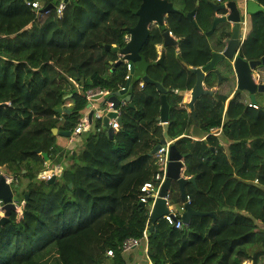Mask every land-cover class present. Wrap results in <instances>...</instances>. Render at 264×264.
I'll return each mask as SVG.
<instances>
[{
    "label": "trees",
    "instance_id": "trees-1",
    "mask_svg": "<svg viewBox=\"0 0 264 264\" xmlns=\"http://www.w3.org/2000/svg\"><path fill=\"white\" fill-rule=\"evenodd\" d=\"M59 1L41 0L55 7ZM169 1L178 11L167 17L166 29L180 38L179 46H168L164 65L158 64L156 45L163 43V31L155 26L140 56L146 74L168 89L169 134L176 137L186 130L191 113L179 107L182 98L170 96L172 90L193 87L188 66H205L213 57L205 32L217 0ZM257 1L264 6V0ZM141 3L70 0L59 18L55 7L40 14L24 0H0V104H5L0 106V167L23 183L20 199L29 195L21 217L13 211L11 221L0 224V264H126L122 243L142 238L151 226L153 264H264V105L233 100L223 118L220 101L196 102L191 122L204 134L223 125V139L231 144L226 153L212 135L204 142L176 141L186 154V175L196 180L186 185L191 206L215 213V218L193 216L183 229L164 219L153 225L150 208L140 204L141 186L158 170L152 150L163 132L161 94L153 84L141 87L142 74H134L133 106L121 107L123 123L114 138L101 117L75 150L68 148L70 137L53 133V128L74 131L89 111L88 90L111 94L126 85L128 62L116 65L119 53L106 46L126 45L127 28L136 25L134 11ZM195 9L202 32L187 17ZM252 25L240 55L258 60L264 56V11L252 15ZM48 162L49 167L62 164L63 171L42 180L38 174ZM172 197L171 189V202ZM110 249L114 257L108 256Z\"/></svg>",
    "mask_w": 264,
    "mask_h": 264
},
{
    "label": "water",
    "instance_id": "water-1",
    "mask_svg": "<svg viewBox=\"0 0 264 264\" xmlns=\"http://www.w3.org/2000/svg\"><path fill=\"white\" fill-rule=\"evenodd\" d=\"M69 1L70 0H65V2ZM246 5L247 12L249 14H255L257 12L264 11L263 6L259 5L254 0H248ZM212 6L216 12H228L229 10V13H225V15L223 16L216 15L213 19L212 28L206 34L209 35L213 33L220 23L228 21L233 23V31L231 37L226 40V47L223 49V51H215L213 53L212 60L207 65L203 67L188 66V69L197 76L196 83L191 91V100L189 101L190 110L193 113L195 119L197 116L195 110L196 101L200 98V96L212 93V91L207 90L204 87V79L208 75V73H211V71L214 70L215 65L218 61L223 60V66L225 68H231V70L237 77L239 91H247L250 94V100L253 104H257L256 93L264 92V83H259L256 79L259 77V75L258 77L256 76L257 69L260 66L264 65V56L258 60H247L239 54L240 44L242 45L239 33L242 25L243 15L237 5V2L229 1L222 4L212 3ZM54 7L55 6L53 3L48 4L40 10V14L49 12ZM196 9L189 12L187 14V17L196 26V28L200 32H202L195 19ZM177 11V8H175L174 4L169 0H142L140 7L134 11V13L138 16L136 25L127 28V31L129 33V40L127 41L126 45L123 48H119L117 46L111 47L110 45L106 46L107 49H112L113 51L118 52L121 56V58L116 62V65L123 61H129L131 65L129 77L123 89L111 93L109 96H103L102 94L94 96L93 100L98 102V106H96V108H94L95 106H93L92 102H88L87 104V109H90V123L93 122V118L96 116L97 111H99V116L103 118V124L107 128L110 138H114L115 134L113 126L110 125V120L116 118L117 122L122 125L123 118L118 113V109H120L124 104H128L131 107L133 106L131 94L133 90L132 80L136 71L137 59L140 60V51L142 50L143 46L150 36V26L152 24H158L163 31V48L160 52V57L157 60V63L163 66L166 47L177 46L179 42V40L171 34L170 30L166 29L167 17L171 13ZM214 71L219 77L218 84H220L224 77L221 76L219 70L215 69ZM142 80L147 84H153L157 86L159 92L161 93V113L158 121L163 122V138L161 139V142H159L154 147L152 153H155L162 144H170L166 178L160 188L159 197L155 200L151 211V220L154 225L160 219H162L163 215L170 212L166 197L172 188L173 182H177L180 188L181 198L182 200H185L186 185L188 183L195 184L196 180L193 176L186 177L183 174L186 154H183L176 145V141L183 136H181L180 138H174L169 134L170 104L167 96L168 89L161 82L153 80L148 74L144 75L142 77ZM108 104H110V108L107 110L106 105ZM4 105L5 104H0V106ZM56 111L60 113H62L63 111L69 112L68 109L64 110L63 108H57ZM53 133H59L66 137L71 136L70 130H59L58 128H53ZM36 152L41 153L45 157L46 161L49 160V155L45 152H41L40 148H37ZM70 187H72V184H70ZM13 196V187L7 182L6 176L0 170V199L3 200V209L5 211L4 215L0 218V224L2 225H4L6 222L11 221V215L13 211H15L16 207L13 202ZM28 199L29 195L26 194V202L28 201ZM140 204L142 207H146L144 203ZM193 216H213L215 218V213L195 210L190 203H185V211L182 213L181 217L186 226H190ZM153 229L154 226H151L149 227L148 231L152 232Z\"/></svg>",
    "mask_w": 264,
    "mask_h": 264
},
{
    "label": "built area",
    "instance_id": "built-area-1",
    "mask_svg": "<svg viewBox=\"0 0 264 264\" xmlns=\"http://www.w3.org/2000/svg\"><path fill=\"white\" fill-rule=\"evenodd\" d=\"M24 1L36 10H41L43 7H45L44 4L41 2V0H24ZM221 2H222L221 0H217L216 3H221ZM67 4L68 2H65V0H61L56 5L55 9H56L57 16L59 18L63 17ZM126 40L127 41L129 40V34L126 36ZM126 62H128L127 66L130 72V69H131L130 62L129 61H126ZM128 77L129 75L127 76V79ZM124 87L125 86H122L121 89H123ZM141 87H144V82H141ZM98 94H102L103 96H108L110 95V92L108 90H102L100 88L90 89L86 93V97L89 102L93 103L94 96ZM8 104L10 105L11 103L8 102ZM249 106L258 108L257 104L250 103ZM118 113L121 115V108L118 109ZM162 124L163 122L160 121L159 125H162ZM91 125L92 123H90L89 121V115L86 113L83 119L75 127L74 131H71L69 147H68L70 150H75L74 148L71 147V143H73L74 141H77L78 138L80 141L77 147H79V144L81 142V134L90 130ZM110 125L113 126L115 132H117L121 127V125L117 122L116 118L110 120ZM221 131H222V127H217V128H214L211 133L219 134ZM169 146H170L169 143H164L155 153H153L154 157L156 158L155 163L157 165L158 170L154 174L151 180L144 182V184L141 186L140 201L141 203H144L146 206H148L150 208V211H152L155 200L159 197L160 188L166 178L167 165L169 161ZM62 171H63L62 164H56L53 167H49V163H48L46 165V168L38 174V177L42 180H50L54 177L60 176L62 174ZM5 176H6L7 182L13 187V191H14L13 202L16 207L15 212L17 213L18 217H21L24 212V206L26 204V200L25 198L19 199V200L15 198V189L20 187L21 182H19V179L11 177L9 175H5ZM170 193H171V190L169 191L166 197L169 208H170V212L163 215L162 219H164L170 226L176 229H183L185 224L181 216H182V213L185 211V203H190L191 197L186 195V198L180 207V211H177L170 205V202H171ZM3 205H4L3 200L0 199V216L1 217L4 215V212H5L3 209ZM147 242H148V234L147 232H145L142 238H134V237L127 238L122 243L121 250L122 252H128L136 247L146 244ZM107 254L110 257H114L115 255L112 249L108 250Z\"/></svg>",
    "mask_w": 264,
    "mask_h": 264
},
{
    "label": "crops",
    "instance_id": "crops-1",
    "mask_svg": "<svg viewBox=\"0 0 264 264\" xmlns=\"http://www.w3.org/2000/svg\"><path fill=\"white\" fill-rule=\"evenodd\" d=\"M215 1V0H214ZM229 1H236L237 2V5H238V7L240 8V10H241V12H242V15H243V17H242V25H241V28H240V33H239V37H240V39H241V42H244L245 40H246V38L248 37V35L251 33V31H252V28H253V25H252V15L253 14H249L248 12H247V1L248 0H228V1H226L225 3H227V2H229ZM254 1H256L259 5H261V6H263L261 3H259L257 0H254ZM263 8H264V6H263ZM229 13V10H228V12L226 13V14H228ZM216 15H221V16H223V15H225V13H221V11H219V12H216L215 11V16ZM211 28H212V26H211ZM210 28V29H211ZM210 31V30H209ZM232 31H233V23L232 22H230V21H228V22H224V23H220L217 27H216V29L214 30V32L213 33H211V34H209V35H207L206 33L208 32H205V34H206V36H207V38H208V41H209V43H210V45H211V47H212V50H213V52H215V51H223V49L226 47V40L229 38V37H231V34H232ZM224 34L226 35V37L224 36ZM172 35L174 36V34L172 33ZM175 37V36H174ZM242 45H243V43H242ZM242 45L240 44V51H241V48H242ZM157 47H158V50L160 51V49H161V47H160V45L158 44L157 45ZM239 54H240V52H239ZM120 58H121V56H120ZM189 67H194V66H189ZM143 69V68H142ZM142 69H139V67H137L136 66V71H137V73H140V74H142V77L144 76V75H146V67L142 70ZM136 71H135V73H136ZM190 71V70H189ZM258 75H259V77H258ZM256 76L260 79L259 81H261L262 83H264V65H262V66H260L258 69H257V71H256ZM134 77V76H133ZM257 78V79H258ZM141 82H143V80L141 79ZM173 92H172V94H174V95H172V96H170L172 99H175V98H182V101L179 103V107L183 110H186V112L187 113H191V115H189V117H187V119H188V126L186 127V130L183 132V134L182 135H180V136H172V137H174V138H180L181 136H183V138L184 137H186V138H188L189 140H191L192 142H204V141H206V138L209 136V135H215L216 137H220V136H222L223 135V129H224V127H223V125H221L220 127H222V131L219 133V134H212L211 132H212V130L214 129H212L211 131H210V133L208 134H204L203 133V131L200 129L201 128V126L200 125H198L197 124V122L195 123L194 121L193 122H191V119H195L194 118V116H193V113L190 111V109L188 108V107H186V104H187V102L189 101V98H190V95H188L189 93H187V91L186 92H184V94H178L177 92H178V90L177 89H175V90H172ZM109 96V95H108ZM226 98V97H225ZM257 98V97H256ZM208 100V99H207ZM231 101H233V100H231ZM230 101V102H231ZM230 102H227V100L226 101H220V104L221 103H223L224 104V106H225V112H224V115H223V118H225V114H226V109L228 108V106H229V103ZM239 102H243V103H245V104H249V103H251V101H250V98H248L247 96H244L243 97V99L241 100V101H239ZM259 104V102L257 101V105ZM125 105V104H124ZM93 106H95L94 108H96V106H98V102L97 101H93ZM123 106V105H122ZM121 106V107H122ZM110 108V105L108 104L107 105V110ZM89 111H90V109H89ZM89 111L87 112V114L89 115ZM190 111V112H189ZM160 113H161V110H160ZM100 112L99 111H97V114H96V116L93 118V120L94 119H96V118H99L100 116ZM170 115V114H169ZM102 118V117H101ZM159 118V117H158ZM169 119H170V117H169ZM102 120H103V118H102ZM159 120V119H158ZM160 122V121H159ZM93 123V122H92ZM169 124H170V120H169ZM104 125V124H103ZM162 126V129H163V125H161ZM105 127V126H104ZM217 128V127H216ZM89 131V130H88ZM87 132V131H86ZM86 132H84V133H82L81 134V140H82V138L84 137V135H85V133ZM163 138V132H162V136H161V138H160V140H159V142H161V139ZM158 142V143H159ZM157 143V144H158ZM231 143H229V142H226L225 140H221L220 141V145L221 146H223L224 147V151L226 152V153H229V145H230ZM185 160H186V158H185ZM186 161H185V167H184V169H183V174L186 176V177H188V175H186ZM182 199V198H181ZM182 201H184V200H182ZM181 201V202H182ZM172 202H170V205H173V204H171ZM148 232V231H147ZM148 234V233H147ZM124 256H125V260H126V264H153L152 263V261L150 260V258H149V256H148V242L146 243V244H144V245H141V246H139V247H136V248H134V249H132V250H130V251H128V252H126L125 254H124ZM54 258V257H53ZM52 258V259H53ZM52 259H49L50 261L52 260ZM49 264H52V263H49ZM243 264H251V262H249V261H246V262H244Z\"/></svg>",
    "mask_w": 264,
    "mask_h": 264
},
{
    "label": "flooded vegetation",
    "instance_id": "flooded-vegetation-1",
    "mask_svg": "<svg viewBox=\"0 0 264 264\" xmlns=\"http://www.w3.org/2000/svg\"><path fill=\"white\" fill-rule=\"evenodd\" d=\"M155 26H158L159 27L158 24H152L150 26V33H151V29L153 27H155ZM166 27H167V22H166ZM175 38L179 40V42H178V44L176 46V47H178L181 40H180V38H177V37H175ZM159 45L161 47L160 51L158 50L157 45H156V47H157L158 52H161V50L163 48L162 47L163 46V43L162 44H159ZM166 53H167V47H166L165 54ZM159 57H160V53H159ZM159 57H158V59H159ZM165 57H166V55H165ZM223 63H224L223 60L218 61L216 63V65H215V68H214V70L215 69L219 70V72L221 73V76L224 77L223 80H222V82L220 84H218V78L219 77L215 73L214 70H212L211 73H208V75L204 79V87L207 90L212 91V93L211 94H206V95L200 96V98L197 101H200V100H203V99H208L209 102H210V106H211V105H213V104L221 101L223 98H224V101L227 100V102H230L231 100L241 101L244 96H247L248 98H250V94L247 91H245V90L239 91V85H238V80H237L236 75L233 73V71L231 70V68H229V67L228 68H225L223 66L224 65ZM200 67H203V66H200ZM194 77H195V82H194V85H195L196 78H197L196 74H194ZM259 80L260 79L258 78L257 79V82L262 83ZM145 84H147V83L144 82V86H145ZM194 85H193V87H194ZM193 87L191 88V90H188L187 91V93H189L188 95H190L189 101L191 100V91H192ZM177 90H178V92H177L178 94H184V92H186V91H183L181 89H177ZM259 93L260 92H257L256 93V97H257V95ZM189 101L187 102L186 107H188L190 109ZM251 104H253V103L251 102ZM248 105H250V103Z\"/></svg>",
    "mask_w": 264,
    "mask_h": 264
},
{
    "label": "rangeland",
    "instance_id": "rangeland-1",
    "mask_svg": "<svg viewBox=\"0 0 264 264\" xmlns=\"http://www.w3.org/2000/svg\"><path fill=\"white\" fill-rule=\"evenodd\" d=\"M176 4L179 5V2L177 1ZM139 58H140V60L137 59L136 66L139 67V69H142V68L144 69L146 67V64L144 63V61H143V59H142L141 56ZM256 99H257V101L259 102L260 105H264V92H260L257 95V98ZM212 136H214L215 142L217 143V146H221L220 145V141L223 139V135L220 136V137H216L215 135H212ZM79 141L80 140L78 138L77 141H74L73 143H71V147L74 148V149H77V146H78ZM0 170L2 171L3 174L9 175L8 174V171H7V169L5 167H0ZM20 185L23 186V183H20ZM171 189L173 191V195L175 196V197H172L173 198V201H172L171 204H173V205H171V206L175 210L180 211V207H181L183 201L182 202L180 201V199H181L180 198L181 192H180V188H179V185L177 184V182H175V181L173 182ZM21 193H22V187L16 188L15 189V198H17L19 200L20 197L22 196ZM151 203H152V201H151ZM55 255H56V253H54L53 255H51L50 258L54 257Z\"/></svg>",
    "mask_w": 264,
    "mask_h": 264
}]
</instances>
